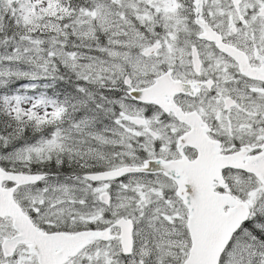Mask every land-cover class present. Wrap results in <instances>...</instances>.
<instances>
[{
	"label": "snow or ice",
	"instance_id": "obj_1",
	"mask_svg": "<svg viewBox=\"0 0 264 264\" xmlns=\"http://www.w3.org/2000/svg\"><path fill=\"white\" fill-rule=\"evenodd\" d=\"M0 264H264V0H0Z\"/></svg>",
	"mask_w": 264,
	"mask_h": 264
}]
</instances>
